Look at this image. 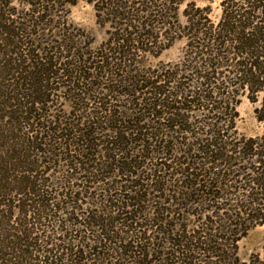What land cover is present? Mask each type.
<instances>
[{"label":"trees","instance_id":"1","mask_svg":"<svg viewBox=\"0 0 264 264\" xmlns=\"http://www.w3.org/2000/svg\"><path fill=\"white\" fill-rule=\"evenodd\" d=\"M219 8L0 0V264H264V0Z\"/></svg>","mask_w":264,"mask_h":264},{"label":"rangeland","instance_id":"2","mask_svg":"<svg viewBox=\"0 0 264 264\" xmlns=\"http://www.w3.org/2000/svg\"><path fill=\"white\" fill-rule=\"evenodd\" d=\"M195 1L199 5L202 6H212L215 10V13H219V7L222 0H189ZM224 1V0H223ZM73 19L76 21V24L87 31L91 32L96 36L99 40H102L104 37L103 32L98 28L96 22V16L93 8L87 4H81L80 6H76L73 9L72 13ZM183 44L180 43L172 48L170 51L164 54V57L169 60L176 58L179 55L180 48ZM254 104L250 102V100L245 99L242 101L239 106V112L241 115V119L239 122L240 130L243 133L248 135H260L263 133L264 128L260 125L256 120L255 112H254ZM264 247V225L260 226L256 229H253L247 238L243 240L241 243V255L244 258H248L252 253L259 252Z\"/></svg>","mask_w":264,"mask_h":264}]
</instances>
